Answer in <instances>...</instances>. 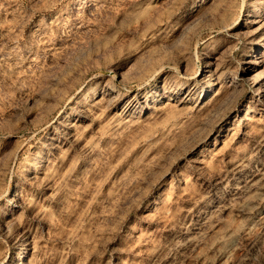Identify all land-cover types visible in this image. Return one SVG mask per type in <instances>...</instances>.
<instances>
[{"label": "rangeland", "instance_id": "rangeland-1", "mask_svg": "<svg viewBox=\"0 0 264 264\" xmlns=\"http://www.w3.org/2000/svg\"><path fill=\"white\" fill-rule=\"evenodd\" d=\"M263 76L264 0H0V264H264Z\"/></svg>", "mask_w": 264, "mask_h": 264}, {"label": "bare ground", "instance_id": "bare-ground-1", "mask_svg": "<svg viewBox=\"0 0 264 264\" xmlns=\"http://www.w3.org/2000/svg\"><path fill=\"white\" fill-rule=\"evenodd\" d=\"M203 72H209V69L208 68H204L203 69ZM213 83H211L212 86H213ZM256 83L259 84L260 86H263L264 87V76L263 77H260L259 79H257L256 80ZM209 84H206L205 90H203V92H207V89L209 88ZM81 105H82V103L78 101V103L73 106V109L82 111V108H80ZM68 118H70L68 115L62 114L59 117V119L56 120V122H57V124H62V125L68 126V123H69L68 122ZM23 253H26V250L23 247H21V252L19 254V258H21V256L23 255Z\"/></svg>", "mask_w": 264, "mask_h": 264}]
</instances>
